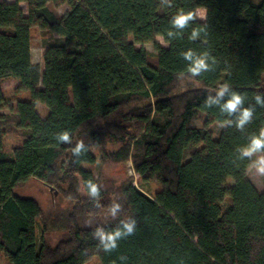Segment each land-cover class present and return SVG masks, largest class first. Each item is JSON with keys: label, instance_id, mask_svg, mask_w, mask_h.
<instances>
[{"label": "trees", "instance_id": "16d2710c", "mask_svg": "<svg viewBox=\"0 0 264 264\" xmlns=\"http://www.w3.org/2000/svg\"><path fill=\"white\" fill-rule=\"evenodd\" d=\"M177 9H202L205 19L178 35L170 24ZM33 27L57 36L43 68L31 58ZM199 27L206 35L191 40ZM147 43L154 54L135 47ZM188 49L207 51L212 70L193 77L181 56ZM8 81L16 83L15 107L2 113ZM223 83L228 92L205 107ZM232 92L245 97L241 108L254 110L242 131L235 128L239 111H220ZM257 93H264V0H172L171 7L160 0H0L5 264H86L94 257L101 264H264V190L247 177L250 159L236 151L264 128ZM199 113L203 127L195 126ZM225 120L231 125L215 138L210 122ZM64 132L70 143L59 141ZM10 133L23 139L7 152L2 139ZM77 141L83 149L74 155ZM129 162L139 186L133 177L117 184L84 167ZM89 180L97 198L87 194ZM152 180L160 189L148 195L140 186ZM46 188L57 195L46 196ZM113 203L120 205L114 217ZM122 221H135L133 234L105 252L92 234L122 230ZM51 233L61 236L55 245L45 237Z\"/></svg>", "mask_w": 264, "mask_h": 264}, {"label": "clouds", "instance_id": "9594fccd", "mask_svg": "<svg viewBox=\"0 0 264 264\" xmlns=\"http://www.w3.org/2000/svg\"><path fill=\"white\" fill-rule=\"evenodd\" d=\"M162 5L172 6V0H160ZM197 18V14L188 11L185 12L183 9H177L176 14L171 18L170 24L172 28L181 30L178 35L182 34V31L189 26V23ZM199 18L201 20L205 19V15L201 12ZM201 33H205L206 28L199 27L193 28L190 33V39L196 40L200 38ZM169 36H172L173 33L169 31L167 33ZM181 56L185 61H190L191 64L188 66L187 71L191 73L193 77L201 75L203 72L212 70L211 65L215 64V59L210 56L207 51L195 55L192 49H188L181 53ZM211 61V64L208 63ZM230 85L228 83H223L219 85L216 90V99L209 97L205 101V107H210L213 104H218L219 99L222 98L226 92H228ZM264 93H257L254 95V100L257 105L264 107V104H261V96ZM245 97L237 92L230 93V98L226 100L223 105H220V111L231 115L234 112L239 111L240 115L236 120L235 128L239 131L244 129V126L249 124L252 121L253 109L252 108H241V105ZM231 121L225 120L220 123L221 127L226 125H231ZM59 141L62 143H70L69 134L67 132L61 133L58 137ZM83 149V142L77 141L76 147L73 149L74 155H79ZM239 153V159L249 158L251 163L250 168L255 169V172L258 175L264 176V128H261L258 134H253L249 137L248 144L246 146L240 147L236 150ZM255 157V159H252ZM87 187V194L93 198L98 197V185L93 183L91 180L85 182ZM120 210V205L113 203L109 209V213L114 217L116 213ZM123 229H117L113 232H104L101 229L97 228L96 231L92 234L94 238H98L100 241V246L105 252H111L117 248V241L122 237L130 236L133 234V228L135 221L131 223H124Z\"/></svg>", "mask_w": 264, "mask_h": 264}, {"label": "rangeland", "instance_id": "374dc122", "mask_svg": "<svg viewBox=\"0 0 264 264\" xmlns=\"http://www.w3.org/2000/svg\"><path fill=\"white\" fill-rule=\"evenodd\" d=\"M66 11H68V6H66V5L57 9V12L61 15L64 14ZM201 12H203V14L205 15L204 10L199 9L197 11V18L199 20H201L199 18ZM56 38H57V36L55 34H50L49 32H44V31H42L36 27H33L31 29V40H30L31 58H32V61L34 63L38 64L41 68H43L44 50L46 49V47L49 44H52ZM157 41L161 45L165 46L164 42L162 41V39L160 37L157 38ZM135 47L137 49L144 48L150 54H154V49H153V46L151 43H147V44H143V45L135 44ZM15 86H16V83L14 81H8V82L4 83V85H3V90H4L7 98L9 99V102L7 104V108H4L1 111L2 113H8L10 108L15 107V102L13 100V94H12L13 89H15ZM37 111L42 117L46 115V109L44 107H42L41 105L37 106ZM204 122H205V115L202 113H199L198 118L195 121V126L203 127ZM209 128L213 132V135L215 138H218L220 136L222 130H223V127L220 126V123H218L216 121H211L209 124ZM22 139H23V137L19 134H15V133L6 134L5 136H3L2 145L5 149V151L9 152V151H11V149L13 147L18 146L22 142ZM109 147H111V146H109ZM252 159H255V157H253ZM250 163H251V160H250ZM84 167L91 169L96 176H101V177L107 178L109 180L114 181L117 184L121 183L124 180L131 179V177H133V179L135 180V184L138 186L140 185L138 180L134 176V172L131 169V163L130 162L126 163V164H120V165H84ZM247 177L251 181V183L256 187V189L258 191L264 190V176L258 175L255 172V169L249 167L247 170ZM29 186H30V189H32V190H35V189L37 190V188H39V186L36 184H30ZM140 187L148 195H153L156 191H158L160 189V185L156 180H152L150 182H147V183L141 185ZM46 189L48 192V193L46 192L47 193L46 196L49 197V195L50 196L57 195V194H55V192H53V190L51 188H50L51 190L48 188H46ZM40 190H41V188H40ZM42 193L46 194L45 191H43V190H42ZM48 197H45V199L42 200L44 206L47 205L45 201ZM45 237H46L47 241L52 245H55L57 242H59L61 240V236L58 233L47 234V235H45ZM0 264H5V258L3 255H0ZM86 264H101V262L98 259V257H94V258L90 259L88 262H86Z\"/></svg>", "mask_w": 264, "mask_h": 264}, {"label": "water", "instance_id": "95a60500", "mask_svg": "<svg viewBox=\"0 0 264 264\" xmlns=\"http://www.w3.org/2000/svg\"><path fill=\"white\" fill-rule=\"evenodd\" d=\"M132 169V168H131ZM51 190V189H50ZM55 194H57L56 192H55Z\"/></svg>", "mask_w": 264, "mask_h": 264}]
</instances>
